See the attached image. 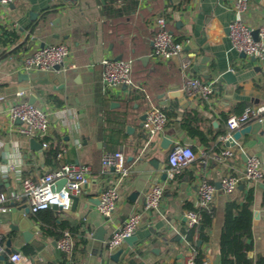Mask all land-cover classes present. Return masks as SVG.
I'll list each match as a JSON object with an SVG mask.
<instances>
[{
  "label": "crops",
  "instance_id": "obj_1",
  "mask_svg": "<svg viewBox=\"0 0 264 264\" xmlns=\"http://www.w3.org/2000/svg\"><path fill=\"white\" fill-rule=\"evenodd\" d=\"M234 1L14 0L7 5L0 4V192L8 195V210L26 204L14 196L22 190L24 178L36 179L59 167L62 161L57 154L47 155L52 145L58 148L57 153H64L63 160L88 163L92 169L77 208L72 213L53 209L55 227L45 222L46 213L37 215L30 210L24 216L34 229L40 228L35 237L44 243L41 254L47 264L68 263L66 254L56 243L63 231L70 230L62 228L65 224L75 231L73 261L76 264H184L191 253L183 234V229L189 226L186 213L197 208L200 179L206 177L217 185L223 176L241 173L246 163L238 152L242 147L248 148L249 156H258L264 167V132L260 131L240 138L231 147L235 155L226 163L212 158L227 146L221 136L228 132V116L240 114L246 107L264 104V65L252 56L243 55L231 44L227 29L234 19ZM161 14L166 15L168 27L183 43L182 56L168 61L151 56L153 22ZM244 22L254 29L264 27V0H250ZM6 30L16 33L15 41L5 34ZM58 42L66 43L71 53L61 70L55 72L54 79L40 76L20 82L18 73L28 72L23 67V57L42 43ZM118 56L134 59L132 74L138 87L116 85L103 89L101 60ZM204 56L208 57L206 70L196 71L194 66ZM182 57L192 60L189 75L215 83L210 101L187 93ZM228 70L236 77L234 82L227 83L222 78V73ZM208 73L212 74L211 79L204 77ZM20 85L30 87L21 96L13 91ZM175 85L185 91L188 102L180 104L178 99L160 97ZM31 95L36 97L35 104L50 117L47 136L36 138L40 143L44 140L49 143L48 147L42 146V151L32 149L29 141L32 137L20 133L21 122L9 114L13 103L23 99L29 102ZM152 104L162 106L171 116L164 134L149 139L141 117ZM188 114H197L195 123L206 133V142L184 128L183 118ZM166 134L172 139L170 147L189 145L196 153V159L173 179L162 178L170 151V147H160ZM116 151L123 153L129 174L120 184L121 198L108 220L99 212L98 203H91L89 199L97 201L101 192L115 181L112 173L101 172V159L106 152ZM154 159L156 166L152 164ZM154 184L164 186V197L158 210L144 211L146 192ZM239 186L231 193L221 188L216 192L211 207L214 217L210 239L203 246L207 264H214L217 256L220 264L226 204L229 200L241 202L245 189L250 187L245 181ZM251 186L254 187L252 254L264 255V178ZM133 193L136 195L131 198ZM136 211L142 213V218L134 233L137 240L133 245H127L117 260L110 257L108 247L93 257L92 235L98 228L106 229L107 240ZM1 217L4 220H0V242L4 251L0 254V264H14L10 255L15 252H21L35 264L31 256L33 245L19 240V235L10 231L7 215ZM46 228L55 234L45 232ZM82 237L87 238L85 245L79 242ZM8 239L15 250L12 253L7 252Z\"/></svg>",
  "mask_w": 264,
  "mask_h": 264
},
{
  "label": "built area",
  "instance_id": "obj_2",
  "mask_svg": "<svg viewBox=\"0 0 264 264\" xmlns=\"http://www.w3.org/2000/svg\"><path fill=\"white\" fill-rule=\"evenodd\" d=\"M14 0H0V4H10ZM152 0H144L151 2ZM250 0H235L233 3L234 19L230 23V39L234 49L246 55L255 57L264 65V27L258 30V39L254 38V28L244 22V15L248 10ZM153 47L151 56L158 61H168L175 56H182L183 43L177 40L173 31L167 25L165 14L155 17L154 22ZM71 50L64 42L44 44L25 55L22 59L23 67L26 71H48L55 65H64L66 59L70 56ZM192 60L189 57L181 58V69L186 76L184 88L191 97H198L210 101L215 93V83L207 81L197 76L189 75ZM103 67V89L116 85H125L126 87H138L133 79L134 59L132 58H113L105 57L101 60ZM22 92H18L21 96ZM9 114L12 119H19L21 125L18 128L23 133L32 138L44 139L50 128L49 113L41 106L35 103H29L27 100H20L13 103L9 108ZM143 127L152 139L156 135L164 134L168 125L169 118L162 106L152 104L145 114ZM254 122H264V104L249 106L240 114H231L227 118L228 132L221 136L222 142H227L234 131ZM43 147H48L47 141L41 142ZM235 155V150L230 146L224 147L212 155V158L220 163H226ZM205 156L204 161L207 159ZM57 158L62 162L56 169L39 175L36 179L32 177L24 178L22 181V190L14 193L16 199L24 200L30 210L36 213L39 210L51 208L52 205L61 206L63 210L71 207V196L80 195L83 192L84 184L91 172V165L82 162H69L63 160L64 153L58 152ZM196 159V153L189 145L178 144L170 147L168 154V167L166 176L169 179L188 167ZM101 172L103 174L112 173L115 181L111 183L99 195V212L108 220L112 217L118 202L121 198L120 184L129 174V167L126 165L125 157L121 151L106 152L101 159ZM65 178L66 183L56 189L58 180ZM264 178V167L261 159L252 155L249 156L244 170L239 174H228L222 177L221 189L227 193L236 190L241 182H247L250 186L257 185ZM198 201L197 208L211 209L216 192L219 188L216 184L202 177L198 183ZM164 197V186L154 184L148 189L144 199L143 210H158ZM8 195L0 192V211L8 210ZM188 225L190 227L200 224L201 214L199 211L191 209L186 213ZM142 218L139 211L131 213L125 221L116 227L110 237L106 240L109 249L115 248L123 242L124 238L135 233ZM57 247L66 254L68 263L76 264L73 261V252L75 248V238L71 230L63 231V234L56 241ZM4 251V246L0 242V254ZM195 249L191 247V253L185 259L184 264L195 263ZM14 264H31L29 257L21 252H15L10 255Z\"/></svg>",
  "mask_w": 264,
  "mask_h": 264
},
{
  "label": "water",
  "instance_id": "obj_3",
  "mask_svg": "<svg viewBox=\"0 0 264 264\" xmlns=\"http://www.w3.org/2000/svg\"><path fill=\"white\" fill-rule=\"evenodd\" d=\"M230 32V28L228 27L227 29ZM258 29H254L253 31V35L255 39H258ZM44 46V43L41 44V47ZM243 55H245V53H243ZM147 57V56H146ZM146 57H143L146 58ZM117 59H120L121 56L116 57ZM255 58V57H253ZM208 60L207 56L202 57L201 59V63L197 66H194V69L196 71H205L206 70V61ZM62 68V65H55L53 67V69L48 70V71H41V70H37V71H31V72H19L18 73V78L19 81H26V80H34L37 77L40 76H48L49 79H54V75L56 71H60ZM222 78L225 79L227 81V83H231L234 82L236 77L232 74L231 70H228L224 73H222ZM204 77L206 79H211L212 78V74L208 73L205 74ZM30 87L29 85H20L16 88H14V92H22L25 90H28ZM161 98L166 97L169 100L171 99H178L180 104L186 103L188 102L187 100V96L185 91L179 87V85H175V86H171L168 88V90L160 95ZM36 102V97L34 95H31L30 99H29V103H35ZM145 114L142 115L141 120L145 119ZM19 122H21L19 119H17ZM258 131H260V133L264 132V122H254L248 125H245L244 127L234 131L232 137L226 142L227 146L230 147H234L237 144V141L246 136L247 134H256ZM30 145L32 147V149L36 150V151H42V144L37 141L35 138H30ZM172 144V139L171 136L169 134H166L162 137L161 140V144L160 147H162L163 149H168L170 147V145ZM248 148L247 147H242L238 150V152L241 154V157L247 161L249 155L247 152ZM157 160L154 159L152 161V164L154 166H156ZM166 177V173L164 172L162 175V178L164 179ZM66 183V179L62 178L60 180L57 181L56 183V189L60 190V188ZM218 188L221 187V183H218L216 185ZM242 186L240 185L239 188H241ZM136 195V193H133L131 195V198H133ZM84 197V194H80V195H76V196H71L72 199V203H71V208L68 210H63L61 206L58 205H52V209H56V210H63L64 212H68V213H72V211H74L81 198ZM89 202L91 203H98L99 204V199L97 201H92V199H89ZM88 205H86L87 207ZM30 213V208L27 204H22L21 206H12L9 210L6 211H0V220H4V218H2V215H7V219L11 222L10 223V231L12 233L18 234L19 235V240H22V242L24 243H31L34 247V251L32 252L31 256L33 258H35V264H47V260H45L41 254L42 249L44 248V243L41 240H38L35 237V233L40 231V228L37 227V229H34L28 219H25L24 216L26 214ZM257 211L255 212V217H257ZM105 232L106 229L104 227H99L97 230V233L92 235V239L95 240L93 249H92V256L96 257L97 255H99V251L100 249H104L107 247L106 243V239H105ZM137 240L136 235H131V236H127L124 238L123 242L121 243V245L115 247V248H111L109 249L111 252L110 257L114 260H117L119 258V256L123 253V251L126 249L127 245L132 246L133 243ZM199 245L201 244V242L198 243ZM7 245V252L12 253L15 250L13 248H11V239H8L6 242ZM44 259V261H43ZM214 264H219V256L216 257Z\"/></svg>",
  "mask_w": 264,
  "mask_h": 264
},
{
  "label": "trees",
  "instance_id": "obj_4",
  "mask_svg": "<svg viewBox=\"0 0 264 264\" xmlns=\"http://www.w3.org/2000/svg\"><path fill=\"white\" fill-rule=\"evenodd\" d=\"M10 40L15 41L17 35L14 31H7L5 33ZM180 38H177L179 40ZM2 85L0 84V88ZM58 104L62 101L56 99ZM167 116H171L170 112L164 110ZM197 114H188L183 118V126L192 136H199L204 142L207 141L206 133L196 125ZM225 133V131L223 132ZM217 136V135H216ZM215 136V137H216ZM57 147L53 145L47 151V155L55 156L57 154ZM246 188V187H245ZM264 202V198H263ZM253 203H254V187L250 186L245 189L241 202L236 200H229L225 208V221L222 227L220 240V264H264V255H253L254 238H253ZM201 214L200 224L197 226H188L183 229L190 246L195 249V263L207 264L204 252V243L210 239V229L214 217V209L208 208H193ZM46 213V223L51 228L55 227V211L52 208L42 209L36 212L37 215ZM45 226V225H44ZM49 227V228H50ZM63 229H70L72 232L74 228L69 224L62 226ZM45 232L55 234L50 229H45ZM80 243L85 245L87 238H80ZM78 242V243H79ZM201 242L199 245L198 243ZM77 244V243H76Z\"/></svg>",
  "mask_w": 264,
  "mask_h": 264
}]
</instances>
